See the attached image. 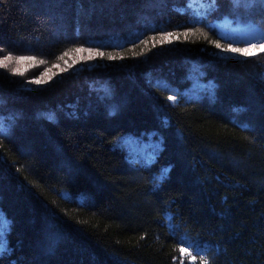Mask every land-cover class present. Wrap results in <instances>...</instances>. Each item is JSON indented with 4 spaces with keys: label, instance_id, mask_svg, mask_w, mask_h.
<instances>
[{
    "label": "trees",
    "instance_id": "obj_1",
    "mask_svg": "<svg viewBox=\"0 0 264 264\" xmlns=\"http://www.w3.org/2000/svg\"><path fill=\"white\" fill-rule=\"evenodd\" d=\"M198 1L0 0V264H264V51L211 27L264 0Z\"/></svg>",
    "mask_w": 264,
    "mask_h": 264
},
{
    "label": "rangeland",
    "instance_id": "obj_2",
    "mask_svg": "<svg viewBox=\"0 0 264 264\" xmlns=\"http://www.w3.org/2000/svg\"><path fill=\"white\" fill-rule=\"evenodd\" d=\"M203 3V4H202ZM191 8L196 10V14L199 16L201 14V7H204L203 1L198 0H191ZM199 11V12H198ZM211 27L216 29L219 36L223 39L229 40L230 42H233L235 44H246L250 45L248 47H240L239 49H250L251 54H255L260 50L261 45V34L257 33L255 31H248L244 30L240 27H234L230 25L228 20H221L217 21L211 24ZM255 45L256 47L253 48L252 46ZM91 53L89 52H79L76 51L72 54V57L76 59V61L85 62V64H89L91 59H89ZM228 54H231L233 56H249L244 55L241 52H232L229 50ZM60 61V60H59ZM31 60L27 59H19L15 60L13 62H8V68L11 70H14V72H21L23 69H31L30 68ZM14 67V69H12ZM50 71L54 72L53 69H49L46 71V74H42L41 78H44L45 80L47 77L51 75ZM50 80V79H49ZM48 81V80H47ZM123 146L125 147L126 151L129 153L130 160L134 163H144L148 164L155 152L159 148V143L157 140H147L145 142L137 141L136 139L132 137H126L123 141ZM7 221L2 217L0 214V250L3 248V240L2 236L6 229ZM181 256L185 260H187L188 263L195 264V263H203L204 262V253L201 249L194 246L192 243L188 242L187 240H183L181 245Z\"/></svg>",
    "mask_w": 264,
    "mask_h": 264
},
{
    "label": "snow or ice",
    "instance_id": "obj_3",
    "mask_svg": "<svg viewBox=\"0 0 264 264\" xmlns=\"http://www.w3.org/2000/svg\"><path fill=\"white\" fill-rule=\"evenodd\" d=\"M168 35L170 36L171 33H169ZM217 47H219V44H217ZM252 47L255 48L256 46L253 45ZM229 50L232 51V52H241V53H243L244 55H250V54H251L250 49H237V48H232V49H229ZM260 50H261V51H264V44H261V45H260ZM77 51H84V49H77ZM89 51H90V50H89ZM101 55H102V53H101ZM110 58H111V57H110ZM89 59H91V54H90V56H89ZM37 82H39V81H37ZM169 99H173V97H169Z\"/></svg>",
    "mask_w": 264,
    "mask_h": 264
}]
</instances>
